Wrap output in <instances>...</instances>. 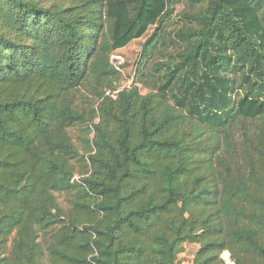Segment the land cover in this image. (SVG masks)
<instances>
[{
	"label": "trees",
	"instance_id": "1",
	"mask_svg": "<svg viewBox=\"0 0 264 264\" xmlns=\"http://www.w3.org/2000/svg\"><path fill=\"white\" fill-rule=\"evenodd\" d=\"M186 243L264 264V0H0V264H177Z\"/></svg>",
	"mask_w": 264,
	"mask_h": 264
},
{
	"label": "rangeland",
	"instance_id": "2",
	"mask_svg": "<svg viewBox=\"0 0 264 264\" xmlns=\"http://www.w3.org/2000/svg\"><path fill=\"white\" fill-rule=\"evenodd\" d=\"M183 9H184L183 5H180L178 7L177 10L178 15L175 18L176 24L174 25V28L176 27L178 29L181 26L179 18ZM145 41H146L145 39L135 41L126 49L121 50L120 52L114 55V57L120 58L122 63L121 66L119 65L122 74V80L118 85L119 90L130 89L133 86H135V80H136L135 70H136L137 62L141 56L142 47ZM141 92L143 94L148 93V91L144 88H141ZM71 134L73 135L74 142L79 146L80 145L79 133L77 132V130H73ZM91 137L93 138L94 135L92 134ZM80 178H81L80 175L76 176V180H79ZM198 248H199L198 245H193L188 243L184 244L182 247V253L179 255L177 264H194V257ZM227 254L228 257H225L224 254L222 257L226 260L228 264H232L230 260V254L229 253Z\"/></svg>",
	"mask_w": 264,
	"mask_h": 264
},
{
	"label": "built area",
	"instance_id": "3",
	"mask_svg": "<svg viewBox=\"0 0 264 264\" xmlns=\"http://www.w3.org/2000/svg\"><path fill=\"white\" fill-rule=\"evenodd\" d=\"M112 64L114 65V67L117 69V70H119L120 71V67H119V65L121 66V59L120 58H117V57H112ZM119 92H120V90H118V91H112V90H108L107 92H106V96H108V97H112V98H114V99H116L117 98V95L119 94Z\"/></svg>",
	"mask_w": 264,
	"mask_h": 264
},
{
	"label": "bare ground",
	"instance_id": "4",
	"mask_svg": "<svg viewBox=\"0 0 264 264\" xmlns=\"http://www.w3.org/2000/svg\"><path fill=\"white\" fill-rule=\"evenodd\" d=\"M224 256H225V257H228V254L226 253V254H224Z\"/></svg>",
	"mask_w": 264,
	"mask_h": 264
}]
</instances>
